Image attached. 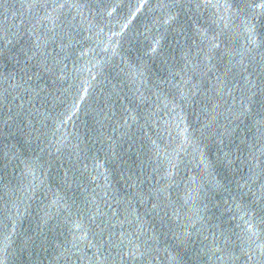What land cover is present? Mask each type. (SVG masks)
<instances>
[{
  "label": "water",
  "instance_id": "1",
  "mask_svg": "<svg viewBox=\"0 0 264 264\" xmlns=\"http://www.w3.org/2000/svg\"><path fill=\"white\" fill-rule=\"evenodd\" d=\"M0 264H264V0H0Z\"/></svg>",
  "mask_w": 264,
  "mask_h": 264
}]
</instances>
